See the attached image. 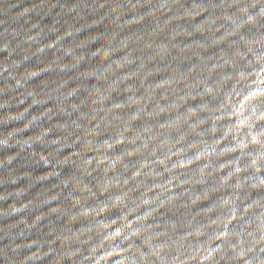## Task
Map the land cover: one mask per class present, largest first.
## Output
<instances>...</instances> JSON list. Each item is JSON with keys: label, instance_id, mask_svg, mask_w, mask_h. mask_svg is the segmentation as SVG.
<instances>
[{"label": "water", "instance_id": "obj_1", "mask_svg": "<svg viewBox=\"0 0 264 264\" xmlns=\"http://www.w3.org/2000/svg\"><path fill=\"white\" fill-rule=\"evenodd\" d=\"M0 264H264V0H0Z\"/></svg>", "mask_w": 264, "mask_h": 264}]
</instances>
